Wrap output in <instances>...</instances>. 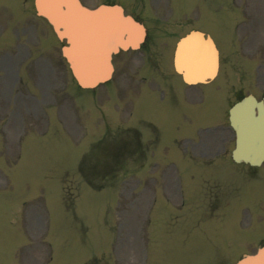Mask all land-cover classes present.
I'll return each instance as SVG.
<instances>
[{
	"label": "rangeland",
	"instance_id": "1",
	"mask_svg": "<svg viewBox=\"0 0 264 264\" xmlns=\"http://www.w3.org/2000/svg\"><path fill=\"white\" fill-rule=\"evenodd\" d=\"M10 1L0 0V47L4 31L11 29L3 21L5 17L10 23L16 20L11 26L15 36L18 34L16 42L11 40L10 47L2 50L4 58L0 59V264H38L36 259L40 264H85L95 257L96 261L87 264H233L244 247L250 245L247 249L252 250L264 236V163L259 169L233 163L229 157L233 133L227 120L222 132L208 136L224 140H211L216 144L205 149L211 158L218 155L219 171L201 173L192 169L186 155L181 158V152L177 161L166 153L176 154L173 138L194 136L204 122L206 127L221 122L238 93L261 97L264 0H234L239 14L233 15L227 0H150L145 7L147 15L141 17L150 32L147 53L144 56L139 50L118 55L112 79L91 92L95 98L110 90L111 98L106 94L97 100V106L107 112L106 122L86 98L81 101L88 113L80 115L77 99L65 116V121L71 116L70 123L48 110L43 134H37L43 131L45 114L41 111L72 100L69 74L56 41L40 48L38 18L30 3L24 0L22 7L23 0ZM199 25L219 35H215L219 45L233 59L226 61V71L221 74L224 92L215 95L212 106L207 101L186 104L176 91L166 92L170 76L158 80L157 70L174 78L170 65L173 43L188 27ZM234 25L235 29L245 26L223 38L222 32L232 31ZM27 41L29 55L13 56L25 51ZM155 56L163 57L160 68ZM16 60L23 63L18 65ZM13 69L19 71L20 84H14L17 70ZM217 80L212 84L215 91ZM156 81L157 87L153 86ZM143 87L148 91L136 100ZM151 87L156 88L151 91ZM186 91L196 92L192 102L204 99L197 87ZM181 111L188 113L187 121L182 118V122ZM140 118L153 121L161 130L160 145L143 140L141 155L131 159L128 171L120 173L113 186L93 189L78 170L82 153L107 127L128 123L144 129L139 126ZM75 119L82 120L84 131L77 123L75 127ZM17 147L20 154L15 153ZM145 148L154 153L152 157L147 159ZM81 164L87 166L86 160ZM67 171L71 178L61 183ZM181 178L182 185L178 183ZM61 188L69 197L67 201ZM213 200L218 201L215 209L208 208ZM24 201H28L26 207Z\"/></svg>",
	"mask_w": 264,
	"mask_h": 264
},
{
	"label": "water",
	"instance_id": "2",
	"mask_svg": "<svg viewBox=\"0 0 264 264\" xmlns=\"http://www.w3.org/2000/svg\"><path fill=\"white\" fill-rule=\"evenodd\" d=\"M34 4L37 12L50 20L57 35L68 40L70 46L64 49L65 56L72 75L82 87H93L108 79L112 70L111 53L119 48H135L144 37L143 27L124 16L119 6L88 10L78 0H34ZM112 9L113 12L106 11ZM95 39L100 41L98 49V42H91ZM185 39L177 44L174 67L186 82L205 81L212 76L211 69L192 73L186 72V67L182 70L177 67V51ZM79 42L81 46L76 49ZM229 121L236 136L233 160L259 165L264 159V97L256 101L247 96L234 104L229 110ZM237 264H264V245L255 255H246Z\"/></svg>",
	"mask_w": 264,
	"mask_h": 264
},
{
	"label": "bare ground",
	"instance_id": "3",
	"mask_svg": "<svg viewBox=\"0 0 264 264\" xmlns=\"http://www.w3.org/2000/svg\"><path fill=\"white\" fill-rule=\"evenodd\" d=\"M113 10L114 9L106 11L113 12ZM197 40L198 37L196 34H194L193 36L188 37L181 43L178 51L177 67H180L181 70L186 67V72L192 73L194 72V70H205L203 72H206V70L209 69L214 70L216 68V63L214 59L213 47H210L209 45H199L197 44ZM91 42H93V44L95 42H98L97 49L100 47V41L98 39H95V41ZM80 43L81 42L75 45L76 49L81 46ZM77 54H79V52H77ZM97 56L98 55H96V57Z\"/></svg>",
	"mask_w": 264,
	"mask_h": 264
}]
</instances>
